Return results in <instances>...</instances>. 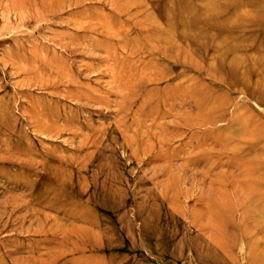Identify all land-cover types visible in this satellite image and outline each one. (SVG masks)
<instances>
[{
	"label": "rangeland",
	"instance_id": "obj_1",
	"mask_svg": "<svg viewBox=\"0 0 264 264\" xmlns=\"http://www.w3.org/2000/svg\"><path fill=\"white\" fill-rule=\"evenodd\" d=\"M263 122L264 0H0V264H264Z\"/></svg>",
	"mask_w": 264,
	"mask_h": 264
},
{
	"label": "bare ground",
	"instance_id": "obj_2",
	"mask_svg": "<svg viewBox=\"0 0 264 264\" xmlns=\"http://www.w3.org/2000/svg\"><path fill=\"white\" fill-rule=\"evenodd\" d=\"M40 1H41V0H40ZM125 1H126V0H125ZM70 4H71V3H70ZM16 9H17V8H16ZM114 9H115V8H114ZM9 10H10V9H9ZM31 11H32V10H31ZM142 12H143V11H141V13H142ZM120 15H121V14H120ZM138 15H139V14H138ZM71 17H72V16H71ZM148 19H149V18H148ZM71 22H72V20H71ZM154 23H155V22H154ZM73 24H75V23H73ZM93 24H94V23H93ZM150 26L153 27L152 25H150ZM92 27H93V26H92ZM96 27H97V25H96ZM82 28H83V26H82ZM186 32H187V31H185L184 28H182L181 30H179V33H181L182 36H184V35L186 34ZM155 35H157V34L155 33ZM163 37H164V36H163ZM168 40H169V39H168ZM140 43H142V42L140 41ZM174 43H175L178 47H180L179 44H178L177 42H174ZM142 44H143V43H142ZM181 44H182V43H180V45H181ZM183 46H184V45H183ZM178 47H174V48H175L177 51H179V48H178ZM131 48H132V47H131ZM136 51H137V50H136ZM180 51H181V50H180ZM188 51H189V49H188ZM173 54H174V53H173ZM177 54H178V53H177ZM177 54H176V55H177ZM185 54H186V53H185ZM190 54H192V52H191ZM186 55H187V54H186ZM131 56H133V55H131ZM184 57H185V55H184ZM162 58H163V57H162ZM179 58H180V56H179ZM192 58H193V56H192ZM187 59H188V57H187ZM152 61H153V60H152ZM169 61H170V60H169ZM173 61H174V59H173ZM191 61H193V60L191 59ZM177 62H178V61H177ZM189 63H190V62H189ZM191 64H192V63H191ZM183 65H185V63H184ZM186 65H187V64H186ZM197 66H198V65H197ZM112 67H114V66H112ZM199 67H200V66H199ZM203 67H204V66H203ZM124 68H125V67H124ZM193 69H194V68H193ZM201 69H202V68H201ZM109 70H110V69H109ZM201 71H202V70H201ZM162 73H164V72H162ZM205 73H206V72H205ZM214 74H215V73H214ZM65 75H66V74H65ZM65 75H64V77H65ZM217 75H218V74H217ZM220 75H221V74H220ZM115 77H116V76H115ZM132 77H133V76H132ZM168 77H169V76H168ZM222 77H223V76H222ZM135 79H136V78H135ZM214 79H215V78H214ZM183 80H184V79H183ZM183 80H182V81H183ZM218 80H219V79H218ZM188 81H190V80H188ZM109 82H110V81H109ZM157 82H158V81H157ZM220 82H222V81H220ZM114 83H115V82H114ZM145 84H146V83H145ZM176 84H177V83H176ZM117 86H122V85H117ZM202 87H204V89H205V86H202ZM260 87H261V86H260ZM262 87H263V86H262ZM110 90H111V87H110ZM121 90H122V89H121ZM194 90H195V89H194ZM112 91H113V89H112ZM115 91H116V90H115ZM55 92H56V91H55ZM109 92H110V91H109ZM118 92H119V91H118ZM89 93H90V92H89ZM121 93H122V92H121ZM198 94H199V93H198ZM243 94H244V93H243ZM56 96H57V94H56ZM194 96H195V95H194ZM225 96H226V95H225ZM225 96H223V97H225ZM220 97H221V95H220ZM223 100H224V99H223ZM199 101H200V100H199ZM199 101H198V102H199ZM212 101H213V100H212ZM186 104H187V103H186ZM218 104H219V103H218ZM218 104H216V105H218ZM221 104L223 105V102H221ZM226 104H227V103H226ZM202 105H203V104H202ZM224 105H225V104H224ZM191 106H192V105H191ZM211 106H212V104H211ZM211 106H209V107H210V108H215V107H216V106H215V107H211ZM229 106H230V105H229ZM158 107H159V106H158ZM192 107H193V106H192ZM209 107L207 106V108H209ZM238 107H240V106H238ZM203 108H204V107H203ZM224 108H225V107H224ZM240 108H241V107H240ZM215 109H216V108H215ZM204 110H205V109H204ZM243 111H244V110H243ZM215 112H216V111H215ZM218 112H219V111H218ZM223 112H225V111H223ZM206 113H207V112H206ZM206 113H205V114H206ZM220 113H222V112H220ZM226 113H227V112H226ZM234 114H235V113H234ZM239 114H240V113H239ZM176 115H177V114H176ZM217 115H218V114H217ZM217 115H216V116H217ZM236 115H238V114H236ZM240 115H241V114H240ZM173 116H174V115H173ZM205 116H206V115H205ZM212 116H213V115H212ZM238 116H239V115H238ZM175 117H176V116H175ZM214 117H215V116H214ZM214 117H213V118H214ZM234 117H235V116H234ZM236 117H237V116H236ZM204 118H205V117H204ZM248 118H249V117H248ZM254 118H255V117H254ZM226 119H227V118H226ZM232 119H233V118H231V120H232ZM242 119H243V118H242ZM242 119H241V120H242ZM249 119L251 120V118H249ZM214 120H217V119H214ZM229 120H230V119H229ZM231 120H230V121H231ZM176 121H177V120H176ZM212 121H213V120H212ZM238 121H240V120H238ZM242 121H244V120H242ZM246 121H247V120H246ZM252 121H253V120H252ZM201 122H202V121H201ZM201 122H200V123H201ZM207 122H208V120H207ZM231 122H232V121H231ZM244 122H245V121H244ZM244 122H243V123H244ZM195 123H196V122H195ZM197 123H199V122H197ZM200 123H199V124H200ZM240 123H241V122H240ZM263 123H264V122H263ZM67 124H68V123H67ZM199 124H198V125H199ZM201 124H202V123H201ZM203 124H204V123H203ZM211 124H212V123H211ZM216 124H218V123H216ZM254 124H255V123H254ZM256 124H257V123H256ZM256 124H255V127H257ZM174 125H175V124H174ZM185 125H186V124H185ZM194 125H195V124H194ZM69 126H70V125H69ZM200 126L202 127V125H200ZM220 126H221V125H220ZM227 126H228V125H227ZM233 126H235V125H233ZM252 126H253V125H252ZM173 127H174V126H173ZM190 127L192 128V126L189 125V128H190ZM196 127H197V126H196ZM248 127H250V125H249ZM233 128H234V127H233ZM233 128H231V129H233ZM245 128L247 129V127H244L243 129H245ZM77 129H78V128H77ZM197 129H200V128H197ZM228 129H229V128H228ZM235 129H237V128H235ZM243 129H242V130H243ZM246 129H245V130H246ZM254 129H255V128H254ZM256 129H257L258 131L262 130L261 128H260V130H259V127L256 128ZM256 129H255L254 131H257ZM228 131H229V130H228ZM228 131L226 130L225 132H228ZM232 131H233V130H232ZM238 131H240V130H238ZM252 131H253V130H252ZM258 131H257V132H258ZM216 133H217V132H216ZM240 133H241V132H240ZM240 133H239V134H240ZM243 133H246V131L243 132ZM260 133H261V132H260ZM236 134H237V133H236ZM247 134H249V132H247ZM252 134H255V136L258 135V133H257V134H256V133H252ZM263 134H264V133H263ZM263 134H262V136H261L262 138H263ZM200 135H201V134H199V136H200ZM204 135H205V133H204ZM217 135H218V134H217ZM225 135H226V134H225ZM214 136H215V135H214ZM222 136H223V133H222ZM222 136H221V137H222ZM211 137H212V136H211ZM225 137H226V136H225ZM228 137H229V136H228ZM241 137H242V136H241ZM214 138H215V137H214ZM222 138L224 139V136H223ZM232 138L234 139V137H232ZM254 138H255V137L253 136V139H254ZM223 139H222V140H223ZM229 139H231V138H229ZM229 139H228V140H229ZM238 139H240V137H239ZM216 140H217V139H216ZM220 141H221V140H220ZM220 141L218 140L217 142H220ZM225 141H226V140H225ZM239 141H240V140H239ZM204 142H205V141H203V143H204ZM208 142H209V141H208ZM230 142H231V141H229L228 144H229ZM242 142H244V141H242ZM247 142H248V141H247ZM247 142H245V143H247ZM235 143H236V142H235ZM235 143H233V144H235ZM237 143H238V142H237ZM204 144H206V143H204ZM220 144H221V146H222V145H224L225 143L221 142ZM241 144H243V143H241ZM247 144H248V143H247ZM251 144H253V143H251ZM127 145H128V144H127ZM216 146H217V145H216ZM221 146H220V147H221ZM232 146H233V145H232ZM232 146H231L230 148L233 150L234 148H232ZM238 146H240V143H239ZM238 146H236V147H238ZM241 146H242V145H241ZM198 147H199V146H198ZM202 147H205V146H202ZM202 147H201V148H202ZM212 147H214V146H213V143L211 144V148H212ZM222 147H223V146H222ZM222 147H221V148H222ZM206 148H207V147H206ZM206 148H205V149H206ZM218 148H219V145H218ZM227 148H228V147H227ZM224 149H226V147H224L223 150H224ZM200 150H201V149H200ZM216 150H217V147H216ZM216 150H215V151H216ZM232 150H231V152H232ZM235 150H236V149H235ZM237 150H238V149H237ZM207 151H209V148H208ZM219 151H220V149H219ZM225 151H226V150H225ZM227 151H228V150H227ZM233 151H234V150H233ZM212 152H214V151H212ZM237 152H238V151H237ZM233 154H234V153H233ZM261 154H262V153H261ZM254 155H255V154H254ZM208 156H209V155H208ZM230 156H231V155H230ZM258 156H260V155H258ZM258 156H255V157H258ZM249 157H250V156H249ZM226 158H227V157H226ZM247 158H248V157H247ZM207 159H208V158H207ZM214 159H215V158H214ZM219 159H220V158H219ZM240 159H241V158H240ZM240 159H239V161H240ZM204 160H205V159H204ZM232 160H233V159H232ZM244 160H245V159H244ZM212 161H213V160H212ZM214 161H215V163H216V160H214ZM222 161H223V160H222ZM210 162H211V161H210ZM210 162H209V163H210ZM245 162H246V161H245ZM184 164H185V166L187 165L186 162H185ZM212 165H213V164H212ZM212 165H210V166L212 167ZM241 165H242V164H241ZM246 165H247V164L245 163V166H246ZM242 167H243V166H242ZM220 168H221V167H220ZM240 168H241V167H240ZM232 169H233V168H232ZM232 169H231V170H232ZM243 169H244V168H243ZM245 169H246V168H245ZM194 170H195V169H194ZM221 171H223V170H221ZM221 171H220V174H222ZM227 171H229V170H227ZM233 171H234V170H233ZM241 171L243 172V170H241ZM259 171H261V170H259ZM259 171H258V172H259ZM248 172H249V171H248ZM251 172H252V170H251ZM262 172H263V171H262ZM203 173H204V172H203ZM245 173H246V171H245ZM253 173H254V172H253ZM206 174H208V173L206 172ZM223 174H224V173H223ZM247 174H249V173H247ZM251 174H252V173H251ZM216 175H217V174H215V176H216ZM227 175H228V174H227ZM244 175H245V174H244ZM244 175H243V176H244ZM176 176H177V175H176ZM219 176H220V175H217V177H219ZM222 176H223V175H221V177H222ZM232 176H233V173H232ZM258 176H259V175H258ZM258 176H257V178H258ZM169 177H170V176H169ZM205 177H206V176H205ZM213 177H214V176H213ZM223 177H224V176H223ZM233 177H234V176H233ZM239 177H241V176H239ZM239 177H238V178H239ZM245 177L248 178L249 176L247 175V176H245ZM255 177H256V175H255ZM178 178L180 179L179 175H178ZM230 178H231V177H230ZM249 178H250V177H249ZM252 178H253V177H252ZM170 179H171V178H170ZM179 179H178V180H179ZM173 180H174V178H173ZM176 180H177V178H176ZM176 180H174V184H176V183H175ZM209 182H212V181H209ZM219 182H220V181H219ZM236 182H237V181H236ZM249 182H251V181H249ZM172 183H173V181H172ZM212 183H213V182H212ZM212 183H210V184L212 185ZM240 183H242V182H240ZM210 184H209V185H210ZM219 184H220V183H219ZM250 184H251V183H250ZM250 184H249V185H250ZM255 184H256V183H255ZM211 185H210V186H211ZM221 185H222V183H221ZM226 185H227V184H226ZM240 185H241V184H240ZM243 185L246 186V184H243ZM207 186H208V185H207ZM210 186H209V187H210ZM262 186H263V185H262ZM167 187H168V186H167ZM209 187H208V188H209ZM253 187H254V186H253ZM257 187L259 188V185H258ZM173 188H174V187H173ZM210 188H211V187H210ZM212 188H213V187H212ZM220 188H221V187H220ZM220 188H219V189H220ZM222 188H223V187H222ZM248 188H249V187H248ZM250 188H251V186H250ZM215 189H216V188H215ZM224 189H225V188H224ZM178 190H179V189H178ZM185 190H186V189H185ZM204 190H205V189H204ZM207 190H208V189H207ZM175 191H176V190H175ZM222 191H223V190H222ZM231 191H232V190H231ZM254 191H255V190H254ZM254 191H252V192H254ZM261 191H262V190H261ZM224 192H225V191H224ZM227 192H228V191H227ZM227 192H226V193H227ZM249 192H250V191H249ZM252 192H251V193H252ZM222 193H223V192H222ZM241 193H242V192H241ZM251 193H249V194H251ZM174 194H175V193H174ZM217 194L219 195V193H217ZM244 194H245V193H244ZM254 194H255V192H254ZM256 194H257V193H256ZM204 195H205V194H204ZM218 195H217V196H218ZM239 195H240V194H239ZM247 195H248V194H247ZM258 195H259V194H258ZM262 195H263V194H262ZM174 196H175V195H174ZM206 196H209V195L206 194ZM214 196H215V195H214ZM242 196H243V195H242ZM249 196H250V195H249ZM226 197H227V195H226ZM243 197H244V196H243ZM250 197H251V196H250ZM256 197H257V196H256ZM201 198H203V197H201ZM208 198H209V197H208ZM234 198H235V197H234ZM244 198L246 199L247 197H244ZM254 198H255V196H254ZM223 199H226V198H223ZM261 199H262V198H261ZM174 200H175V199H174ZM234 200H235V199H234ZM240 200H241V199H240ZM243 200H244V199H243ZM252 200H253V199H252ZM252 200L249 199V201H252ZM259 200H260V199H259ZM259 200H258V201H259ZM262 200H263V199H262ZM212 201H213V200H212ZM249 201H248L247 203H249ZM177 202H178V201H177ZM207 202H208V200H207ZM255 202H257L256 199H255ZM262 202H263V201H262ZM210 203H211V202H210ZM215 203H216V201H215ZM247 203H246V204H247ZM250 203H252V202H250ZM250 203H249V204H250ZM218 204H219V203H218ZM222 204H223V203H222ZM252 204H253V203H252ZM211 206H212V205H211ZM214 206H215V205H214ZM214 206H213V207H214ZM248 206H249V205H248ZM248 206H246V207H248ZM223 207H224V206H223ZM251 207H253V205H252ZM198 208H200V207H198ZM202 208H203V207H202ZM173 209H174V208H173ZM194 209H195V208H194ZM194 209H193V210H194ZM206 209H207V208H206ZM216 209H218V208L216 207ZM220 209H221V208H220ZM222 209H223V208H222ZM253 209H254V208H253ZM260 209H262V208H260ZM263 209H264V208H263ZM174 210H175V209H174ZM204 210H205V209H204ZM207 210H208V209H207ZM224 210H225V209H224ZM202 211H203V210H202ZM210 211H211V210H210ZM218 211H219V210H218ZM257 211H258V209H257ZM179 212H180V211H179ZM203 212H204V211H203ZM209 213H210V212H209ZM262 213H263V212H262ZM194 214H195V213H194ZM194 214H193V215H194ZM242 214H243V213H242ZM200 215H201V214H200ZM227 215H228V214H227ZM194 216H195V215H194ZM209 216H211V213H210ZM219 216H220V215H219ZM219 216H218V217H219ZM260 216H261V215H260ZM196 217H197V216H196ZM243 217H244V216H243ZM243 217H242V218H243ZM251 217H252V216H250V218H251ZM207 218H208V217H207V215H206V219H207ZM260 218H261V217H260ZM199 219H200V218H199ZM201 219H202V218H201ZM201 219H200V220H201ZM210 219H211V218H210ZM243 219H244V218H243ZM263 219H264V218H262L261 220H263ZM207 220H208V219H207ZM215 220H216V219H215ZM254 220H255V218H254ZM203 221H204V219H203ZM250 222H251V221H250ZM250 222H249V223H250ZM253 222H254V221H253ZM212 223H213V222H212ZM206 224H207V223H206ZM254 224H255V223H254ZM256 224H257V223H256ZM250 225H251V224H250ZM252 225H253V224H252ZM256 226H257V225H256ZM215 227H216V226H215ZM250 227H251V226H250ZM250 227L247 228V229H250ZM253 227H255V226H253ZM41 228H43V227H41ZM253 229H254V228H253ZM253 229H252V230H253ZM263 229H264V228H263ZM218 230H219V229H218ZM63 232H64V231H63ZM208 232H209V231H208ZM250 232H251V231H250ZM252 233H253V232H252ZM255 234H256V233H255ZM258 234H259V233H258ZM259 235H260V234H259ZM259 235H258V236H259ZM80 237H81V236H80ZM254 237H255V236H254ZM95 238H96V237H95ZM95 238H94V239H95ZM208 238H209V237H208ZM263 238H264V236H263ZM223 239H224V238H223ZM84 240H86V239L84 238ZM96 240H97V239H96ZM263 240H264V239H263ZM254 241H255V240H254ZM68 242H69V241H68ZM89 242H90V241H89ZM96 242H97V241H96ZM208 242H209V241H208ZM250 242H251V241H250ZM256 242H257V241H256ZM261 242H262V241H261ZM74 243H75V242H74ZM78 243H79V242H78ZM92 243H93V242H92ZM72 244H73V241H72ZM85 244H86V243H85ZM217 244H218V242H217ZM91 245H92V244H91ZM61 246H62V245H61ZM83 246H85V245H83ZM83 246H81V247H83ZM255 246H256V244L254 245V247H255ZM260 246H261V245H260ZM88 248H89V246H88ZM74 249H75V248H74ZM84 249H86V248H84ZM75 250H78V249L76 248ZM81 250H82V249H81ZM78 251H79V250H78ZM258 251H259V250H258ZM258 251H257V252H258ZM261 251H263V250L261 249ZM56 252H57V251H56ZM76 252H77V251H76ZM36 253H37V252H36ZM258 254H259V253H258ZM260 254H261V253H260ZM48 255L50 256V254H48ZM256 255H257V254H256ZM40 256H42L41 253H40ZM44 256H45V255H44ZM235 256H236V255H235ZM34 257H35V256H34ZM45 258H46V257H45ZM260 258H261V257H260ZM50 259L52 260L53 258H50ZM6 260H7V259H6ZM47 260H48V258H47ZM235 260H236V259H235ZM44 262H46V261H44ZM232 262H233V261H232ZM39 263L46 264V263H43V262H39Z\"/></svg>",
	"mask_w": 264,
	"mask_h": 264
}]
</instances>
